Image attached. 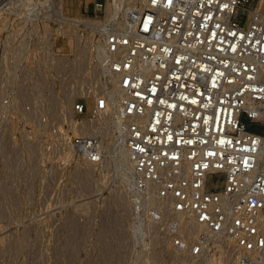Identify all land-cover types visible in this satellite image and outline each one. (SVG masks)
<instances>
[{"label": "built area", "instance_id": "built-area-1", "mask_svg": "<svg viewBox=\"0 0 264 264\" xmlns=\"http://www.w3.org/2000/svg\"><path fill=\"white\" fill-rule=\"evenodd\" d=\"M106 3L95 2L92 18L68 16L103 20L106 12L102 17L98 13ZM256 4L145 0L141 6L121 1L122 24L120 13L90 29L78 26L71 35L57 33L71 24L42 14L48 33H54L49 41L53 53L31 52V84L25 83L33 90L42 78L56 85L57 78L51 82L46 77L51 69L60 85L64 78L80 76L94 85V92L81 89L71 110L66 106L60 124L52 121L59 113L41 120L55 139L48 152L57 153L63 167L76 164L82 155L103 161L101 135L78 133L77 127L87 114L109 115L110 126L119 127L112 133L133 165L136 191L155 189L171 214L161 219L153 207L157 226L165 227L173 249L193 264L207 254L212 241L222 239L235 249L231 264H264V10ZM245 13L251 14L246 26ZM58 35L74 44L62 56L53 48ZM85 36L90 39L86 46ZM23 49L15 48L11 69L19 67ZM84 53L91 64L80 74L76 59ZM59 63L67 64L65 70ZM113 80L118 86L114 94ZM99 81L106 88L98 87ZM24 91L28 101L35 96L27 86ZM114 101L120 106L115 118L110 115ZM71 128L75 134L67 139ZM68 148L73 155L65 157ZM182 221L195 230L190 238Z\"/></svg>", "mask_w": 264, "mask_h": 264}, {"label": "rangeland", "instance_id": "rangeland-1", "mask_svg": "<svg viewBox=\"0 0 264 264\" xmlns=\"http://www.w3.org/2000/svg\"><path fill=\"white\" fill-rule=\"evenodd\" d=\"M95 2L107 0H65L64 12L92 18ZM254 3L257 9L259 0ZM106 7L107 3L105 10L98 13L100 17ZM15 8L8 10L7 24L0 30V264H165L166 260V264H172L158 240L165 227L139 228L153 206L144 203L136 192L134 179H121L115 163L97 167L93 173L97 188L90 195L78 189L76 164L63 167L58 154L47 151L51 147L49 142L55 139L41 120L48 121L50 117L54 123H61L60 114L67 106L61 101L63 85L53 69L46 77L51 82L53 77L57 78L56 85L45 83L42 78L33 90L25 82L31 84V52L34 50L38 56L53 53L49 41L54 33H48L42 12H38L40 5L31 12V6L18 1ZM250 19L251 14L245 13L243 25H248ZM88 41L85 36L83 44L86 46ZM20 45L24 46L18 53L22 61L19 67L11 69L15 48ZM53 48L56 56L67 53L69 37L56 36ZM26 86L35 92L29 101ZM87 102L91 109L92 100ZM52 112L59 113L58 117H52ZM85 118L97 117L87 114ZM114 138L111 132L106 139ZM30 147H35L33 154ZM117 186L124 191V204L112 200L111 189Z\"/></svg>", "mask_w": 264, "mask_h": 264}, {"label": "bare ground", "instance_id": "bare-ground-1", "mask_svg": "<svg viewBox=\"0 0 264 264\" xmlns=\"http://www.w3.org/2000/svg\"><path fill=\"white\" fill-rule=\"evenodd\" d=\"M18 1L24 2L25 4H27L28 7L31 6V12H34L37 9L36 6L38 5V7H39V5H40V8H38L39 11L38 10L37 11L42 12L41 14H45L47 16H51V15L55 16L56 18H54V19L63 25L71 24L70 27L65 25L63 27L58 28L57 33L63 32L65 34H70V35L76 34V28L78 26H84V27H87L88 29H90L91 27L94 26V24L98 25V24H102L103 21L115 20L120 13H121V15H120L121 18L119 19V22L122 24L125 20V11L123 10L122 5H120V2L123 0H112V1L107 0L106 15H105V18L103 20H95V19L90 20L89 19V20H85V21L79 20L78 18L66 15V13L64 12V5H65L64 1L65 0H42L41 3H39V4H37V3L35 4L34 0H2L0 3V30L2 27L6 26V24H7L8 10L14 9L15 5ZM130 2H132L133 4L139 3L142 6V4L145 2V0H130ZM263 6H264V0H259L257 9L258 10H264ZM15 9H17V8H15ZM39 16H40V13H39ZM76 17H79V16H76ZM67 19L70 21H68ZM17 26H18V24H17ZM14 29H16V28H14ZM72 44H73V41L70 38L69 45H72ZM98 50H99V54L101 55L102 50H103V45L100 43L98 45ZM76 61H77L76 62L77 68H78L80 74H82L83 72L88 70L86 68H87V66H89V64H91L90 58L86 53H84L83 55L81 54L80 56H77ZM59 66L61 67V70H65L64 68H66L67 64L63 65V63H59ZM62 85H63V92H64V96H65V103H66L67 107L70 108V110L73 107L74 97L77 94L81 93V89H83L85 86H87V88H89L90 90H92L94 92V85L89 84L87 82L83 83V79H81V76L78 78H70V77L64 78L62 80ZM106 85L107 84L104 81H99L98 87L106 88ZM110 88H111L113 94L115 92H117L118 86H117V83L115 80H113L111 82ZM42 92H43V90H42ZM93 92H91L90 94H94ZM53 94L52 95L55 96L54 92H53ZM119 109H120L119 104H117V101H114V104L111 107L110 115H112V117L115 118L116 115L118 114L117 112ZM110 118L111 117L109 115L101 114L96 119H90V118L83 119L82 121H80V123L77 127V131H79L78 133H82V134L99 133L101 135V141L103 143L102 144L103 154H104L103 161H101V162L90 161L87 158V155L86 156L85 155L79 156L77 161H76L77 162L76 163L77 169H75V171L77 170V177L76 178L78 180L76 178L75 179L77 180L78 189L82 192L87 193V194L89 193L90 195L97 188V179H95L93 176L94 170L97 167L106 168V167L115 163V165L117 164L119 172L121 173V176H122L121 179H125V177L129 181H132L134 179L133 165L128 158L125 146L122 145L121 142H119V140L117 138H115V140H113V141H109L106 139L107 136L112 131L115 133L119 130L118 126H116V128H114V129L110 126V123H109ZM76 123H77V121L74 119L73 125H75ZM75 128H76V126H75ZM74 134H75V132L72 130V128H71V130L65 132L67 139L72 138ZM30 146L32 147L33 145L31 144ZM33 150L35 151V147H34V149H32V154L34 152ZM70 150H71L70 148L66 149L65 157L70 156L71 152L73 155V151H70ZM47 151H49V150H47ZM130 189H131V187H130ZM111 190H112V195H113V196L111 195L113 202L118 204V205L124 204L126 199H125V195H124V191H123L122 187H120V186H117L114 188L112 187ZM139 195L142 197L144 203L152 205L157 211H159V213H162V214H160L161 219L162 218L166 219L171 215L170 211L167 209V205L163 202H160L156 198L155 189H149L145 192H139ZM77 202H79V201H77ZM139 203H140V201H139ZM80 204H82V202ZM86 204L87 203L84 202L82 205L84 206ZM126 205H128V204H126ZM87 206H88V204H87ZM158 221L159 220L156 219L150 211H147V218L142 221L139 228L140 229L146 228L147 230L148 229L149 230H151V229L155 230V228L158 229L159 228L157 226ZM182 229H184L188 233V238H190L195 231L194 228L191 226V224L189 222H186V221L185 222L182 221ZM14 230H15V228H14ZM24 230H23V232H24ZM10 231H11V228H10ZM158 240L162 242V250L168 254L169 259L171 260L172 264H193L191 262V260L187 257V255L180 254L173 249V246H172L170 240L168 239V236L160 233L158 236ZM235 257H236L235 249L229 244V242L227 240H225V239L216 240V241L211 242L207 254H205L196 264H231L234 262ZM145 260H147V259H145ZM166 262H168V261L166 260L165 264H166Z\"/></svg>", "mask_w": 264, "mask_h": 264}]
</instances>
